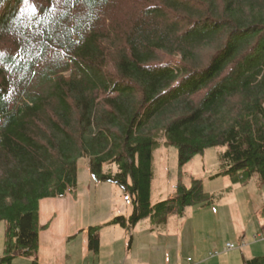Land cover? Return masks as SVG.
I'll return each mask as SVG.
<instances>
[{
	"label": "trees",
	"instance_id": "obj_1",
	"mask_svg": "<svg viewBox=\"0 0 264 264\" xmlns=\"http://www.w3.org/2000/svg\"><path fill=\"white\" fill-rule=\"evenodd\" d=\"M161 145L178 178L152 204ZM218 145L233 184L264 181V0H0V264H38L39 203L76 196L81 159L131 199L127 217L88 227L98 253L104 226L210 207L183 168Z\"/></svg>",
	"mask_w": 264,
	"mask_h": 264
},
{
	"label": "rangeland",
	"instance_id": "obj_2",
	"mask_svg": "<svg viewBox=\"0 0 264 264\" xmlns=\"http://www.w3.org/2000/svg\"><path fill=\"white\" fill-rule=\"evenodd\" d=\"M225 150L223 145L209 148L192 158L183 168L185 184L189 185L191 177L200 179L204 189L214 196L213 206L208 209L186 207L184 218L172 216L169 222L167 220L165 230H156V224L149 218L141 219L130 232L119 225L104 226L99 231L101 254L90 252L87 257L82 251L83 228L103 225L117 216L127 217L132 205L130 196L116 184L95 181L89 172L87 160L81 159L78 163L76 196L67 192L40 202L39 223L51 222L50 228L40 232L42 251L48 253L49 258L55 249L60 250L62 256L75 254L71 264H100L112 248V258L118 264H238L240 252L245 256L264 254V241L253 239L256 233L251 228L255 226L259 229L264 223V216L261 215L264 181L261 182L254 174L246 186L233 184L228 176L221 174L224 170L221 155ZM178 170L176 149L161 145L153 156L152 204L173 195ZM104 171L115 173L116 167L105 166ZM2 224L0 246L4 233ZM151 229L155 230L152 232ZM242 233L246 234L249 245L238 247V236ZM69 235L76 238L68 240ZM153 236V246L149 248L147 241ZM227 243L235 248L225 249ZM213 252L221 253L210 256ZM187 257L189 260H186ZM12 264H31V261L18 257Z\"/></svg>",
	"mask_w": 264,
	"mask_h": 264
},
{
	"label": "crops",
	"instance_id": "obj_3",
	"mask_svg": "<svg viewBox=\"0 0 264 264\" xmlns=\"http://www.w3.org/2000/svg\"><path fill=\"white\" fill-rule=\"evenodd\" d=\"M41 202V201H40ZM215 204V199H214V203L211 205V206H213ZM210 206V207H211ZM264 207V206H263ZM263 207H262V211H261V215L262 216H264V211H263ZM197 208H199V207H197ZM209 207H204V208H202V209H208ZM39 211H40V203H39ZM172 216H174V215H170L168 218L169 219H167L168 220V222H169V220L171 219V217ZM179 218H184V215L183 216H179ZM40 219V218H39ZM151 221V220H150ZM47 222H49V226H48V228H50V220H48V221H46L45 223H47ZM45 223H43V224H45ZM2 226H3V224H2ZM157 227H156V230H165L166 229V226H167V222L165 223V224H163V225H156ZM89 227V226H88ZM88 227H85V228H83V234H84V238H83V241H84V244H83V247H82V251H83V254L87 257L88 255H89V253L91 252L89 249H88V247H87V235H86V231H87V229H88ZM121 227V226H120ZM47 228V229H48ZM252 228V230H254L255 232L254 233H259V232H264V223L263 224H261L260 226H259V229H258V227H255V226H252L251 227ZM124 229V228H123ZM46 230V229H45ZM125 230V229H124ZM153 230H155V229H151L150 231H152L153 232ZM44 230H42V232H43ZM3 232H4V226H3ZM41 232V231H40ZM39 237H40V233H39ZM74 238H76L74 235H69L68 236V240H70V239H74ZM154 236L152 237V239H149L148 238V240L149 241H147V247H152L153 246V241H154ZM238 238H239V241L241 242H244L245 243V246H247V245H249V242H246L247 240H246V234H244V233H242V234H240L239 236H238ZM67 240V241H68ZM132 240V239H131ZM3 241V240H2ZM180 246H181V244H180ZM2 250V245L0 246V254H1V251ZM54 250V249H53ZM130 250V249H129ZM199 250V249H198ZM113 251H114V249L112 248V250L109 252V254H107V256L105 257V258H103V261H100V264H104L105 262L108 264L109 263V260H110V264H118V261H116V260H114L113 258H112V255H113ZM131 251V250H130ZM101 254V237L99 236V251H98V253L97 254ZM221 253V252H220ZM219 253V254H220ZM224 254V253H223ZM225 254H227V253H225ZM224 254V255H225ZM50 255H51V258H49V256H48V253H46V252H44V251H42V249H41V247H40V245H39V247H38V253H37V261H38V264H71V262H73V260L75 259L74 257H76L75 256V254H70V253H68V254H63V256H62V254H61V251L60 250H58V249H55L54 251H53V253H50ZM239 255H240V257H239V263L238 264H243V258H250V257H253V256H256V255H251V256H245V255H243L242 254V252H240L239 253ZM257 255H259V254H257ZM261 255V254H260ZM222 256V255H221ZM176 257H178V254L176 255ZM177 259V258H176ZM189 259V257H187L186 258V260H188ZM124 261V260H123ZM145 263H147L146 261L147 260H143ZM125 262V261H124ZM140 264V263H139Z\"/></svg>",
	"mask_w": 264,
	"mask_h": 264
},
{
	"label": "built area",
	"instance_id": "obj_4",
	"mask_svg": "<svg viewBox=\"0 0 264 264\" xmlns=\"http://www.w3.org/2000/svg\"><path fill=\"white\" fill-rule=\"evenodd\" d=\"M253 239H255L256 241H264V232H259V233H256L254 236H253ZM241 246H245V243L244 242H241L238 247H241ZM235 248L233 244H229L227 243L225 245V249H233ZM211 255L210 256H216L218 255L219 253L218 252H213V253H210ZM189 260V259H188Z\"/></svg>",
	"mask_w": 264,
	"mask_h": 264
}]
</instances>
